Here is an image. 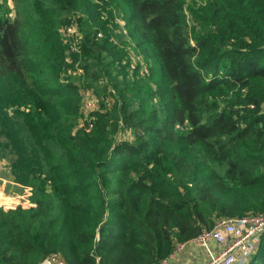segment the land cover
<instances>
[{"label":"trees","instance_id":"trees-1","mask_svg":"<svg viewBox=\"0 0 264 264\" xmlns=\"http://www.w3.org/2000/svg\"><path fill=\"white\" fill-rule=\"evenodd\" d=\"M10 7L0 2V158L31 205H0V264H161L220 218L264 214V0ZM74 19L82 42L69 54L61 30ZM128 44L158 60L166 87L153 90L142 61L131 74ZM68 55L106 68L117 92L79 129ZM247 264H264V233Z\"/></svg>","mask_w":264,"mask_h":264},{"label":"rangeland","instance_id":"rangeland-1","mask_svg":"<svg viewBox=\"0 0 264 264\" xmlns=\"http://www.w3.org/2000/svg\"><path fill=\"white\" fill-rule=\"evenodd\" d=\"M1 3L4 4V7L9 9L10 6L14 5L15 0H0ZM7 6V7H6ZM187 13V19L189 20L191 25L193 26L194 17L190 12ZM74 14L70 16L72 18ZM71 20V19H70ZM119 23H121V26L124 25V22L119 19ZM70 23H75L77 25V29L79 33L82 34L77 21L74 19ZM69 24V23H68ZM68 26V25H67ZM62 28V27H61ZM64 26L61 30V35L64 37V43H67L69 46L68 53H74L70 51L71 47V37L66 36L64 34ZM117 33L118 30H117ZM127 34V32H124ZM102 36V35H100ZM127 43H130L132 39L124 38ZM81 42L82 38L80 40L79 44V51L81 49ZM123 47V45H121ZM124 48V47H123ZM129 52L133 51L132 54V65H131V74L136 69L138 62L142 61V73L140 69V73L142 76H150V68L152 69V72L154 75L151 80H149L150 86L153 88V90H157L159 85H163L166 87V84L163 82L161 67L159 66V62L157 59H149L146 58V56L140 52V50H135V48L132 45L127 46L126 48ZM78 51V52H79ZM142 53V55L140 54ZM134 57V58H133ZM67 60L70 61L69 64H71V67L67 68L62 73V78L64 80L73 82L77 84L79 87V91H81V107H80V114L81 117H79V120L77 121L76 125L74 126L75 129H79L87 124V122H92L96 118V113L99 111H105L106 108H112L115 102V94L117 93L115 88L113 87L111 77L108 76V72L106 68L100 66V65H92L91 66V72L88 73L85 68L82 67L83 61H81V58H78V60H71L70 55L67 56ZM106 67V66H105ZM135 67V68H134ZM141 67V68H142ZM92 71L93 72H99L100 78L98 80H93L92 77ZM149 72V73H148ZM148 73V74H146ZM144 74V75H143ZM152 102H157L155 99L152 100ZM86 105L93 106L91 108H87ZM93 128V124L91 126L87 127V130H90ZM131 131H122L120 135V139L124 138H131ZM13 204V205H23L25 207L31 205L29 202V191L28 189H25L15 182L13 179V175L11 173V167H10V160L7 158H0V205L4 203Z\"/></svg>","mask_w":264,"mask_h":264},{"label":"built area","instance_id":"built-area-1","mask_svg":"<svg viewBox=\"0 0 264 264\" xmlns=\"http://www.w3.org/2000/svg\"><path fill=\"white\" fill-rule=\"evenodd\" d=\"M124 32L127 31L124 30ZM64 34L67 37H71L70 51L78 52L82 34L79 33L77 25L75 23L68 24L64 28ZM100 35L102 34L99 33ZM142 69L143 67L141 68V73ZM86 107L91 108L93 106L86 105ZM263 233L264 214H247L240 217L220 218L212 228L204 229L199 236L189 242L203 247L210 254V261L205 264H247L260 247ZM211 242H217L221 246V251L214 252L211 247ZM187 243H180L170 256L176 255ZM41 264L67 263L59 256L51 255L45 258Z\"/></svg>","mask_w":264,"mask_h":264},{"label":"crops","instance_id":"crops-1","mask_svg":"<svg viewBox=\"0 0 264 264\" xmlns=\"http://www.w3.org/2000/svg\"><path fill=\"white\" fill-rule=\"evenodd\" d=\"M211 247L214 252L221 251V246L217 242H211ZM209 261L210 254L203 247L188 242L176 255L170 256L161 264H205Z\"/></svg>","mask_w":264,"mask_h":264}]
</instances>
